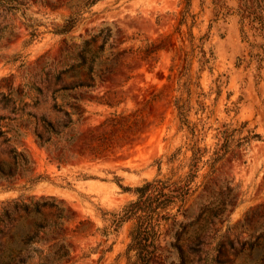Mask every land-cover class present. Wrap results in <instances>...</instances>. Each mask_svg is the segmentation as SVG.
<instances>
[{
	"label": "rangeland",
	"instance_id": "obj_1",
	"mask_svg": "<svg viewBox=\"0 0 264 264\" xmlns=\"http://www.w3.org/2000/svg\"><path fill=\"white\" fill-rule=\"evenodd\" d=\"M82 1L0 0V164L16 170L0 174V264L135 259L127 251L134 221L115 219L135 187L188 171L174 106L186 55L201 75L190 118L205 159L220 131L233 141L214 172L201 164L185 214L163 226L152 264H264V39L249 26L245 37L238 0H219L218 15L214 0H191L194 18L182 25L186 0H99L60 33L70 4ZM161 40L166 48L143 59ZM201 42L211 59L202 69L190 53ZM79 79L89 86L61 89ZM41 116L75 123L42 145ZM68 136L77 142L64 148ZM88 145L107 148L79 155ZM31 200L46 203L42 213L26 210Z\"/></svg>",
	"mask_w": 264,
	"mask_h": 264
},
{
	"label": "trees",
	"instance_id": "obj_2",
	"mask_svg": "<svg viewBox=\"0 0 264 264\" xmlns=\"http://www.w3.org/2000/svg\"><path fill=\"white\" fill-rule=\"evenodd\" d=\"M99 0H83L81 5L70 4L72 13L65 20L64 25L60 28V33L69 32L80 19L87 9L92 7ZM217 14L219 8H222V4L219 0L213 1ZM191 0H186V7L181 13L179 25L186 23L189 16L194 18V14L190 10ZM236 13L239 16L240 23L242 25V32L246 35L245 27L249 26L256 36L264 39V0H238ZM264 45V43H263ZM150 48L144 51L143 59L153 56L166 48V44L161 40L159 43H150ZM191 56H197L198 61L201 63V69L205 67L207 63L211 61L207 55V51L203 46V42L192 43ZM187 54V53H186ZM191 59L189 55L183 58L182 69L179 70V76L177 80L178 95L174 99V106L179 119V129H185L187 138V149L191 151V155L188 158V171L178 178L173 176L157 177L152 180H146L143 184L135 187L134 192L137 195L136 199L129 201L124 205L119 216L115 219L118 223H123L127 220H133L134 225L130 233V243L127 251L135 252V259L130 261L129 264H152L156 257L159 247V240L163 233V226L169 222H177L179 215L185 214V204L194 191V182L199 176L201 164L209 165L211 174L215 171L216 165L221 161L228 153L230 143L233 141L231 133L228 131H220L222 141L214 149L207 159H205L209 149L206 145H201V129L198 128L196 122H193L190 118L191 112L194 108L192 98L197 93V88L202 89L200 78L201 75H195L191 72ZM88 79H93L94 75L87 76ZM89 86L84 79H79L73 84H65L62 90H74L78 87ZM204 94L198 93V97ZM201 109L205 108L204 103L196 100ZM66 114L70 115L69 112ZM43 130L36 131V136L42 145L49 144L54 140V136H60L65 130L71 127L75 122L72 117L61 124H55L52 120L41 116ZM227 133V134H226ZM221 140V139H220ZM68 143L66 146H71L77 142L75 136H68L65 138ZM107 146L101 149L100 146L88 145V147L80 150L79 155L85 153L87 150L92 152L95 157H98L102 150H105ZM178 152H175L169 158L170 161L174 160ZM15 157L20 158L22 164H26V157L23 152H16ZM59 162L65 161L63 157H56ZM16 170L11 167L7 169L4 164H0V174L2 176L13 175ZM40 176L33 178V181L38 180ZM122 186V185H121ZM131 189L130 187H123ZM45 202L39 200H31L30 203L25 204L26 210L32 206L30 212L34 214L42 213V207L45 206ZM9 212V211H7Z\"/></svg>",
	"mask_w": 264,
	"mask_h": 264
}]
</instances>
